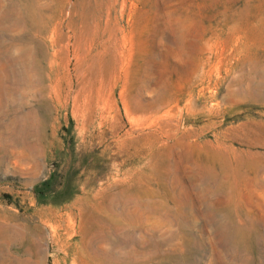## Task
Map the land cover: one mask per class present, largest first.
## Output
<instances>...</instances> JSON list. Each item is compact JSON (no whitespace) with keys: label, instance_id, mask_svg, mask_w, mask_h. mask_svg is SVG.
<instances>
[{"label":"rangeland","instance_id":"obj_1","mask_svg":"<svg viewBox=\"0 0 264 264\" xmlns=\"http://www.w3.org/2000/svg\"><path fill=\"white\" fill-rule=\"evenodd\" d=\"M0 264H264V0H0Z\"/></svg>","mask_w":264,"mask_h":264}]
</instances>
